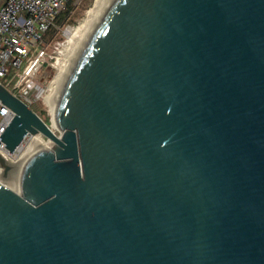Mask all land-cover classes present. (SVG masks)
<instances>
[{
	"label": "water",
	"instance_id": "water-1",
	"mask_svg": "<svg viewBox=\"0 0 264 264\" xmlns=\"http://www.w3.org/2000/svg\"><path fill=\"white\" fill-rule=\"evenodd\" d=\"M0 100L12 155L55 143L0 182V264H264V0H117L61 135Z\"/></svg>",
	"mask_w": 264,
	"mask_h": 264
},
{
	"label": "built area",
	"instance_id": "built-area-1",
	"mask_svg": "<svg viewBox=\"0 0 264 264\" xmlns=\"http://www.w3.org/2000/svg\"><path fill=\"white\" fill-rule=\"evenodd\" d=\"M71 0H6L0 6V83L10 68H23L22 76L11 93L29 106L31 92L36 90L34 79L48 55L44 43L46 35L56 25L58 17ZM35 53L25 65V60ZM27 83V84H26ZM20 86V87H19ZM23 88V89H22ZM15 113L0 100V148H6L1 137Z\"/></svg>",
	"mask_w": 264,
	"mask_h": 264
},
{
	"label": "bare ground",
	"instance_id": "bare-ground-1",
	"mask_svg": "<svg viewBox=\"0 0 264 264\" xmlns=\"http://www.w3.org/2000/svg\"><path fill=\"white\" fill-rule=\"evenodd\" d=\"M116 2L117 0H95L93 6L87 11L83 22L74 29L66 31L67 41L60 52L62 58H59L55 65L57 72L53 76L49 88L41 94L49 107L52 117L50 127L55 132L59 130L57 113L64 92L80 61ZM31 136L30 141L23 143L16 154L12 155L8 150L0 148V159L6 160L14 167L5 177L4 167L0 164V182L18 193H20L19 176L28 163L40 152L53 150L55 147V143L45 140L42 134Z\"/></svg>",
	"mask_w": 264,
	"mask_h": 264
},
{
	"label": "rangeland",
	"instance_id": "rangeland-1",
	"mask_svg": "<svg viewBox=\"0 0 264 264\" xmlns=\"http://www.w3.org/2000/svg\"><path fill=\"white\" fill-rule=\"evenodd\" d=\"M95 0H71L68 3L66 10L62 14L60 23H56V29L53 28L46 35V42L44 46L48 53L46 60L43 62L42 69L35 76L33 82H35L36 90L31 92L32 103L31 109L36 112L48 125L52 124V117L49 112V107L44 101V97L41 96L42 92L47 90L52 83L53 76L56 74L57 69L55 65L59 58H62L60 52L63 50V45L67 41L66 31L74 29L78 26L86 17L87 11L93 6ZM35 53L33 52L28 59L25 60V65L33 58ZM23 68L17 69L10 68V72L7 77L1 78L3 84L7 87H12L16 84L17 80L22 76ZM27 84V83H26ZM20 87V86H19ZM23 89V88H22ZM57 130V135H61V132ZM32 136H28L24 143L30 141ZM43 138L47 141V137L43 135Z\"/></svg>",
	"mask_w": 264,
	"mask_h": 264
},
{
	"label": "trees",
	"instance_id": "trees-1",
	"mask_svg": "<svg viewBox=\"0 0 264 264\" xmlns=\"http://www.w3.org/2000/svg\"><path fill=\"white\" fill-rule=\"evenodd\" d=\"M62 14H63V13H62ZM62 14L58 17V19H57V23H60V22H61ZM55 29H56V26L53 27V30H55Z\"/></svg>",
	"mask_w": 264,
	"mask_h": 264
},
{
	"label": "crops",
	"instance_id": "crops-1",
	"mask_svg": "<svg viewBox=\"0 0 264 264\" xmlns=\"http://www.w3.org/2000/svg\"><path fill=\"white\" fill-rule=\"evenodd\" d=\"M6 0H0V6L5 2Z\"/></svg>",
	"mask_w": 264,
	"mask_h": 264
}]
</instances>
